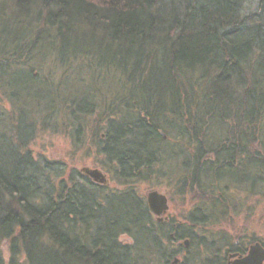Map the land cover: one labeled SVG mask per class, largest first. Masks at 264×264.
<instances>
[{
  "label": "trees",
  "instance_id": "obj_1",
  "mask_svg": "<svg viewBox=\"0 0 264 264\" xmlns=\"http://www.w3.org/2000/svg\"><path fill=\"white\" fill-rule=\"evenodd\" d=\"M7 2L0 0V22ZM11 3L24 28L0 23L2 76L47 43L63 65L80 62L120 79L109 102L76 94L59 113L50 99L42 122L67 118L71 128L78 124V139L96 115L93 144L119 187L65 161L34 157L28 146L39 126L20 106L10 125L0 120V264H158L177 228L153 216L136 188L148 181L162 180L180 197L216 195L220 204L233 203L234 184L264 194V0ZM20 69L11 72L10 88L18 97L26 92L24 105L44 101L30 89L37 73ZM190 223H204V215L191 214Z\"/></svg>",
  "mask_w": 264,
  "mask_h": 264
},
{
  "label": "rangeland",
  "instance_id": "obj_2",
  "mask_svg": "<svg viewBox=\"0 0 264 264\" xmlns=\"http://www.w3.org/2000/svg\"><path fill=\"white\" fill-rule=\"evenodd\" d=\"M10 2L2 6V8H4L2 14L5 15V18L3 17L0 23H4L7 28L15 32L19 31L20 28L23 29L24 26L21 24L18 25L16 20L17 15L14 13L15 11L17 12V10L12 5L13 3L10 4ZM8 20H10L11 23H7ZM0 34L7 38L5 32ZM28 36L29 35L24 36L23 40H20L17 44L20 45V43H22L23 45V42L28 40ZM27 43L26 45H28ZM45 44L46 46H42L41 48H39L40 46L32 47L33 54L30 61L25 60V64L21 66L17 64L11 65L8 69L10 73L6 76L0 74V79H2V81H0V120H3V124L10 125L11 119L18 117L19 107L25 106L27 110L30 109L34 112L29 113L32 114V117L37 119V125L39 126L35 139H33L28 146L34 157L43 156L55 160H62L65 161L69 169L74 167L82 173H84L82 171L83 167L99 169L107 176V185L119 187L112 181V176L108 171V167L104 165L103 157L96 153L95 144H93L92 129L97 123L96 115H91L88 118V124L84 125V129L79 133L81 138L78 139L76 136L77 134H75V131L78 129V124H76V129L71 128L70 126L72 125L68 124L67 118L64 120V118L60 119V116H56V118L49 121L50 124L44 125L43 118L46 115L44 111L52 109L47 105L50 99H52L54 112L58 111L59 113H65L68 110L66 106L64 107L66 98L76 94L82 95L88 93L90 95L91 93L97 96V101H99V103H103L105 100L109 102V98L112 97L114 94L113 92L117 90L119 86L120 79L109 71L104 72L100 76L92 68H84L82 65H77L80 62H72V67L65 64L63 65L61 60L57 57L56 50L51 51L47 43ZM35 55L37 57H35ZM20 68L24 69L26 72H29V69L32 68L34 74L37 73V79L33 80L30 89L31 91L34 90L36 94H42L43 92L42 98L44 101L38 103L39 101L37 102V100L33 98L31 99V103L27 102V104L24 105L23 102L29 100L25 98L26 92L23 91L21 94L22 96L18 97L20 93H16L15 88H10L9 81L12 75L11 72ZM15 93L16 95L14 96L13 94ZM15 103L17 106H15ZM55 122H59L58 129H56V127L54 128L56 131L51 128V123ZM136 188L144 197H147L146 194L150 191L156 190L168 196V215L171 216L175 223H183L184 225L190 224L195 232L192 233V236H195L194 243H191L190 249L188 250L182 245V240L175 241L172 239V242H168L166 239L164 244L165 250L162 249L157 252L158 264H166L169 254L176 251L179 252L181 264H206L205 260L212 254L213 247L208 245L207 242H204L202 238L203 235L211 237L212 234V237L217 238L223 232L231 236V242L234 238L243 239L245 236L248 237L246 239L244 238L242 241H247L248 238L251 239L255 235V237L264 242V194L262 193V195L258 191H251L248 185H231L229 190L231 192L230 195L231 197L235 196V200L233 203L226 201L224 202L225 204L216 203V195H206L203 199L200 197V200L198 196L193 193H188V195L184 197L176 196L170 191V187L162 180L160 182L148 181L141 183L138 184ZM217 192L220 194L219 190H217ZM201 203L204 205L201 206ZM199 206L205 209L198 212ZM191 214L197 219H199L200 215H204V223L200 225L194 224L195 226L191 224ZM120 239L125 243L131 242V239L127 235L121 236ZM8 245L7 242L2 244L3 255L6 261H8L10 256Z\"/></svg>",
  "mask_w": 264,
  "mask_h": 264
},
{
  "label": "flooded vegetation",
  "instance_id": "obj_3",
  "mask_svg": "<svg viewBox=\"0 0 264 264\" xmlns=\"http://www.w3.org/2000/svg\"><path fill=\"white\" fill-rule=\"evenodd\" d=\"M166 197L168 204V196ZM168 210L169 207L166 212H162L160 215L153 213V216L159 222L172 223V226L177 228V231L170 233L171 237H173V240H182V245L186 247L187 250L190 249V240L188 237H185V235H190L188 234L190 233V224L184 225L183 223H175L171 216L168 215ZM181 235H183V237H181ZM230 237L231 236H228L223 232L217 238L212 237V234L211 237L203 235L202 238L204 239V242H207L208 245L213 247L212 254H210V256L205 260L206 264H248L247 261H245V258L249 256L248 254L250 253L252 247L255 246V243L261 244V246L264 248V242L255 237V235L251 239L248 238L247 241L242 240L244 238L246 239L248 236H245L243 239L234 238L232 242L230 241ZM168 264H181L178 251L174 252L173 257ZM261 264H264V261Z\"/></svg>",
  "mask_w": 264,
  "mask_h": 264
},
{
  "label": "water",
  "instance_id": "obj_4",
  "mask_svg": "<svg viewBox=\"0 0 264 264\" xmlns=\"http://www.w3.org/2000/svg\"><path fill=\"white\" fill-rule=\"evenodd\" d=\"M82 171L96 183L106 184L108 181L107 176L99 169L83 167ZM146 195L147 205L150 207L152 213L160 215L162 212L167 211L169 205L167 204V197L165 194L156 190L150 191ZM248 255L249 256L245 258L248 264H261L264 261V248L261 244L255 243V246L252 247Z\"/></svg>",
  "mask_w": 264,
  "mask_h": 264
}]
</instances>
